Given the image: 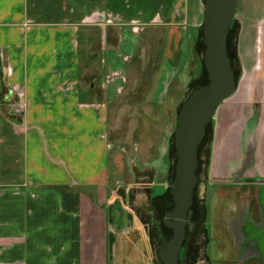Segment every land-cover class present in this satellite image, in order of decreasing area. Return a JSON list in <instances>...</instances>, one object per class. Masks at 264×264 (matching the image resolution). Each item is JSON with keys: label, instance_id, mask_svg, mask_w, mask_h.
Wrapping results in <instances>:
<instances>
[{"label": "crops", "instance_id": "crops-1", "mask_svg": "<svg viewBox=\"0 0 264 264\" xmlns=\"http://www.w3.org/2000/svg\"><path fill=\"white\" fill-rule=\"evenodd\" d=\"M204 2L0 0V264H163L149 230L172 202L176 159L164 144L150 162L167 157L169 176L135 182L109 120L135 66L155 64L154 104L204 82ZM263 2L239 0L238 87L199 152L220 183L253 190L230 212V264H264V238L243 246L237 233L244 211L264 225Z\"/></svg>", "mask_w": 264, "mask_h": 264}, {"label": "water", "instance_id": "water-1", "mask_svg": "<svg viewBox=\"0 0 264 264\" xmlns=\"http://www.w3.org/2000/svg\"><path fill=\"white\" fill-rule=\"evenodd\" d=\"M238 3L239 0L204 2L203 58L209 83L190 92L177 115L173 141L177 156L172 181L175 208L164 218L165 225L173 229V236L165 246L157 248L163 264H179L191 200L199 181V148L218 106L233 96L238 87L232 65L236 50L229 49V34L237 15ZM259 194L264 196V186L259 189ZM238 228L237 233L240 231L245 237L243 246L249 241L258 243L264 238V225H255L248 217V211H244ZM233 231L230 230L236 234Z\"/></svg>", "mask_w": 264, "mask_h": 264}, {"label": "rangeland", "instance_id": "rangeland-1", "mask_svg": "<svg viewBox=\"0 0 264 264\" xmlns=\"http://www.w3.org/2000/svg\"><path fill=\"white\" fill-rule=\"evenodd\" d=\"M263 1V0H262ZM261 3V2H260ZM264 3V2H263ZM152 55H150L151 58ZM151 61V60H150ZM150 63V64H149ZM147 62L144 67L137 68L135 72L130 74V80L126 91L122 94L119 103L116 107L111 109V117L109 120V139L117 143H123L127 146V152L130 156V163L139 171L135 182H162L169 176V159L164 157L158 161L150 162L159 154L160 150H164V144L171 149L173 160L176 159L175 149L170 143V138L173 136L176 128L178 106L183 102L182 98L179 100L172 95L175 85L169 88L166 100L162 104H154L150 100V94L146 91L150 84H153L155 78V67L153 62ZM179 83V81H178ZM179 85V84H178ZM201 83L195 84L193 88L200 86ZM184 100V99H183ZM223 103V102H222ZM219 105L214 114L212 124L216 122L220 110ZM203 166L206 163L205 146L202 149ZM156 157V158H157ZM200 174V179L197 185V195L200 200L206 202V208L209 212L212 208V200L215 196L232 197L233 199L221 200L219 208L215 213L224 212L229 214L228 220L231 219L230 212L237 207V204L243 197L250 196L253 192L251 189H243L241 187L229 188L226 194L223 190L216 187L220 183L218 177L208 173L204 175L203 168ZM173 179V173L170 175V181ZM135 194L138 192L134 191ZM137 196V195H136ZM138 198V197H137ZM236 205H235V204ZM210 217V214L209 216ZM204 219V216L201 220ZM216 220H214L215 222ZM218 221V220H217ZM216 221V224L218 222ZM210 220L207 219L206 226L209 227ZM224 225V222H223ZM205 228V227H204ZM229 234V233H228ZM209 231L200 229L198 236L195 239V251L192 258L188 257L186 264H210L207 254L209 255L214 250L211 248ZM157 247L164 244L161 241L156 242ZM214 253V252H213Z\"/></svg>", "mask_w": 264, "mask_h": 264}, {"label": "flooded vegetation", "instance_id": "flooded-vegetation-1", "mask_svg": "<svg viewBox=\"0 0 264 264\" xmlns=\"http://www.w3.org/2000/svg\"><path fill=\"white\" fill-rule=\"evenodd\" d=\"M210 124L207 128L206 136L209 135V133H210L209 131L211 130V126H212ZM203 143H202V145H203ZM202 145H201V147H202ZM201 147H200V150H201ZM202 168H203L204 175L207 176L209 171H210L209 154L206 158V163L204 166H203V161L200 157V165H199V169L197 171L199 179L201 177L200 174H202L201 173ZM216 187L223 190V192L225 191L224 192L225 194L227 193L226 190L230 188L229 186H227V183H224V182L216 184ZM170 188H171V192H172V194H171L172 202L170 201L169 204L167 205L166 209H164L162 217L159 220L160 223L158 224V223L152 222V224L150 226L149 232H150V235L152 236L151 237L152 238L151 244L155 248L157 247L156 242L161 241V243L164 244L163 246H165L173 236V229L166 226L164 223L165 215L175 208V203H174V198H173L174 187L172 184L170 185ZM171 196H169V200H171L170 199ZM213 198L214 199L211 201L212 202L211 211L209 209V212H208V210L206 208V202L200 200L199 195H197V186H196V188L194 190L193 199L191 200V207H190L189 214H188L185 239H184V243H183V246H182V249L180 252L179 264H186L188 261L187 260L188 257L192 258L193 252L195 251V242L194 241H195L196 237L198 236V232L200 229L209 231V234H210L209 245H210V243H212L211 248H213V250H214L213 251L214 253L213 252L210 253V255H211L210 256L211 257L210 258V264H230L228 262V258H227V255L225 252L229 249V247L231 245L234 246L236 244V242H235L236 238H233V237L230 238L228 236V233L230 232L231 228H234V226L236 225L234 220H237V217H235V213L233 214V217H232V214H231L232 212H231L230 213L231 219L228 220L229 214L227 215L224 212L221 213V209H220V212L216 214L215 210H217L219 208L218 207L219 202L221 200H225L226 196H215ZM209 214H210V217H208ZM203 216H204V219L201 220ZM207 219L210 220L209 227L206 226ZM214 220H216V221L218 220L217 221L218 224H216V221L214 222ZM223 222H224V225H223ZM156 225H159V228H156ZM225 226H226V228H225Z\"/></svg>", "mask_w": 264, "mask_h": 264}, {"label": "trees", "instance_id": "trees-1", "mask_svg": "<svg viewBox=\"0 0 264 264\" xmlns=\"http://www.w3.org/2000/svg\"><path fill=\"white\" fill-rule=\"evenodd\" d=\"M231 33H232V28H231V30H230V34H229V49H230V50L233 49V48L235 47V42H234V41L232 40V38H231ZM232 65H233V68L235 69V73H236V77H237V69H236L237 58H236V57L232 58ZM204 70H205L206 77H205L204 82H203L200 86L209 83V78H208V75H207L206 69L204 68ZM200 86H198V87H200ZM178 112H179V109H178ZM203 142H204V141H203ZM203 142H202V143H203ZM201 145H202V144H201ZM201 145H200V147H201ZM199 151H200V148H199ZM198 169H199V168H198ZM172 204H173V203H172Z\"/></svg>", "mask_w": 264, "mask_h": 264}]
</instances>
